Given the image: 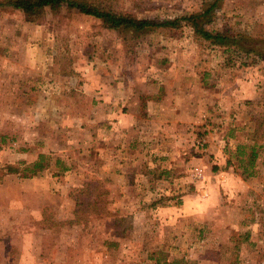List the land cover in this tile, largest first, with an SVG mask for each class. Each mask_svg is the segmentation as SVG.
Instances as JSON below:
<instances>
[{"label":"rangeland","instance_id":"374dc122","mask_svg":"<svg viewBox=\"0 0 264 264\" xmlns=\"http://www.w3.org/2000/svg\"><path fill=\"white\" fill-rule=\"evenodd\" d=\"M96 1L162 21L215 0ZM216 2L207 29L241 48L0 8V264H264V0Z\"/></svg>","mask_w":264,"mask_h":264},{"label":"trees","instance_id":"16d2710c","mask_svg":"<svg viewBox=\"0 0 264 264\" xmlns=\"http://www.w3.org/2000/svg\"><path fill=\"white\" fill-rule=\"evenodd\" d=\"M216 6L217 2L215 0L197 13L158 21L155 19H137L130 14L115 12L96 0H0L1 9L11 8L19 11L28 22L40 21L46 11L55 13L60 9L75 10L81 15L98 20L107 30L128 32L135 37H140L145 33L158 29H178L182 26V23H185L192 29L196 39L208 42L212 46H238L241 48L242 43L249 41L250 38L241 34L232 35L226 31L207 29V26L212 23L213 11L217 8ZM244 50H247V52L253 51L251 47ZM244 147H237L236 152L238 155L243 154L242 150ZM248 148L250 149V153L247 162L251 167L258 154L254 146H249ZM42 158L40 156V161L31 165L30 173L34 174L36 171L43 169ZM15 171V168L8 167V172ZM244 173L248 177L253 176V173L246 169Z\"/></svg>","mask_w":264,"mask_h":264},{"label":"crops","instance_id":"0c3cea01","mask_svg":"<svg viewBox=\"0 0 264 264\" xmlns=\"http://www.w3.org/2000/svg\"><path fill=\"white\" fill-rule=\"evenodd\" d=\"M99 88V87H98ZM115 88H116V86H115ZM100 92L99 93H102V91L101 90H99ZM95 92V91H94ZM99 93H96V95L97 96H95V100H97V103L98 104H103V106H107L108 104H112L113 105V102H111L114 98L113 97H111V98H105V97H103V98H101L100 96H99ZM135 96V95H134ZM98 99H100V100H111V101H103V103H101L100 101H98ZM180 98L179 97H176V94L174 93L173 95H172V97L171 98H168V96H167V94L166 95H163V94H161L160 96L158 95V96H156V101H155V103H157L156 104V106H155V110H152L151 109V114H152V116L154 117V120L155 121H157V122H160V120L162 119V117H163V115H165V114H167V115H169V116H172V115H175L176 113V110H178V106H176V105H180V100H179ZM92 101V100H91ZM122 102V101H121ZM124 104H130V102H129V99H126V97L124 98ZM119 103V102H118ZM146 103H147V105H142V109H141V112H142V117H145L146 116V114H147V112H148V110H145L144 109V107H148V106H150V104H154V102H147V100H146ZM193 104L194 105V107H195V101H190L189 102V104ZM133 103L131 102V104L130 105H127L128 106V109H126V111H125V113H126V116H125V118H124V120L122 121V127L123 128H126V130H128L127 128H130L129 126V121H131L133 118H134V120H135V118H138V116L137 117H135L136 115H134L133 114V112H131L130 110H131V108L132 109H134V107H133V105H132ZM191 104V105H192ZM192 105V106H193ZM131 106V107H130ZM106 109V108H105ZM139 112V111H138ZM145 112V113H144ZM144 113V114H143ZM107 117V116H106ZM139 117H140V114H139ZM173 117V116H172ZM192 119L193 120H195V114H192ZM101 118V117H100ZM146 120V119H145ZM176 126H178V124H176ZM125 130V129H124ZM121 133H123V132H121Z\"/></svg>","mask_w":264,"mask_h":264}]
</instances>
